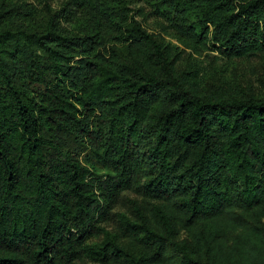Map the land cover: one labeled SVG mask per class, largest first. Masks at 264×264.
<instances>
[{
    "label": "trees",
    "instance_id": "16d2710c",
    "mask_svg": "<svg viewBox=\"0 0 264 264\" xmlns=\"http://www.w3.org/2000/svg\"><path fill=\"white\" fill-rule=\"evenodd\" d=\"M42 1L0 0V264H264V83L200 61H264V0H161L158 31L80 0L76 34Z\"/></svg>",
    "mask_w": 264,
    "mask_h": 264
},
{
    "label": "rangeland",
    "instance_id": "374dc122",
    "mask_svg": "<svg viewBox=\"0 0 264 264\" xmlns=\"http://www.w3.org/2000/svg\"><path fill=\"white\" fill-rule=\"evenodd\" d=\"M25 1L34 5L37 9H41L43 6L42 0H15V2ZM80 0H46V3L50 6L53 12L60 10L65 4H69L68 8L74 12L72 20H61V27L68 34H76L79 28L86 23L84 10L81 7L75 6ZM111 5H114V0H107ZM127 8L130 10L131 15H136V19L143 23V26L150 31H158V22L154 17L153 11L156 5L160 4L161 0H124ZM158 19V18H157ZM81 24V25H80ZM80 26V27H79ZM212 55L218 54L213 52ZM203 67V81L206 85H219L223 79L228 82L240 85V87H254L261 88V83H264V61L257 60L250 65L242 64H227L222 60L213 61L212 59H206L202 57L200 59ZM82 164L98 179H104L103 176L109 171L104 169L96 158L88 150L78 155ZM135 197L131 193H124L121 196L118 204L111 211V217L105 223H101L100 226L109 230L116 229L115 213H129V206L127 204L128 199ZM93 241H99V239H93ZM77 264H97L89 262L87 260L80 261Z\"/></svg>",
    "mask_w": 264,
    "mask_h": 264
}]
</instances>
